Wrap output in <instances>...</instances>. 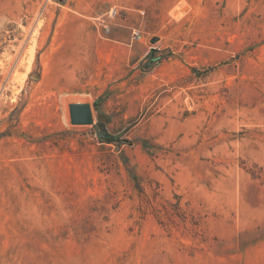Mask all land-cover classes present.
Segmentation results:
<instances>
[{
	"label": "rangeland",
	"instance_id": "rangeland-1",
	"mask_svg": "<svg viewBox=\"0 0 264 264\" xmlns=\"http://www.w3.org/2000/svg\"><path fill=\"white\" fill-rule=\"evenodd\" d=\"M0 264H264V0H0Z\"/></svg>",
	"mask_w": 264,
	"mask_h": 264
},
{
	"label": "water",
	"instance_id": "water-1",
	"mask_svg": "<svg viewBox=\"0 0 264 264\" xmlns=\"http://www.w3.org/2000/svg\"><path fill=\"white\" fill-rule=\"evenodd\" d=\"M70 117L74 125H88L93 123L91 107L89 104H70ZM99 137L109 139V136L98 134Z\"/></svg>",
	"mask_w": 264,
	"mask_h": 264
},
{
	"label": "built area",
	"instance_id": "built-area-1",
	"mask_svg": "<svg viewBox=\"0 0 264 264\" xmlns=\"http://www.w3.org/2000/svg\"><path fill=\"white\" fill-rule=\"evenodd\" d=\"M134 33V35H137V33L136 32H133Z\"/></svg>",
	"mask_w": 264,
	"mask_h": 264
},
{
	"label": "trees",
	"instance_id": "trees-1",
	"mask_svg": "<svg viewBox=\"0 0 264 264\" xmlns=\"http://www.w3.org/2000/svg\"><path fill=\"white\" fill-rule=\"evenodd\" d=\"M135 181V178H132Z\"/></svg>",
	"mask_w": 264,
	"mask_h": 264
}]
</instances>
